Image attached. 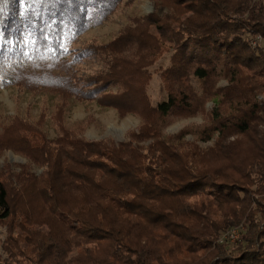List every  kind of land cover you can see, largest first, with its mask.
<instances>
[{
	"label": "trees",
	"instance_id": "trees-1",
	"mask_svg": "<svg viewBox=\"0 0 264 264\" xmlns=\"http://www.w3.org/2000/svg\"><path fill=\"white\" fill-rule=\"evenodd\" d=\"M120 1L1 0L3 80L12 84L16 71L32 67L48 75L42 82L66 85L82 100L65 46ZM152 1L165 15L133 21L116 44L153 45V27L157 41L174 45L162 75L166 100L151 107L141 96L142 105L162 118L211 102L198 139L213 145L200 149L184 132L162 137L146 123L119 144L63 135L19 146L46 169L37 177L23 169L18 190L0 175V264H264V2ZM113 68L104 74L123 78ZM217 77L224 87L215 88ZM190 79L200 83V95Z\"/></svg>",
	"mask_w": 264,
	"mask_h": 264
},
{
	"label": "rangeland",
	"instance_id": "rangeland-1",
	"mask_svg": "<svg viewBox=\"0 0 264 264\" xmlns=\"http://www.w3.org/2000/svg\"><path fill=\"white\" fill-rule=\"evenodd\" d=\"M165 13L166 9L155 7L152 0H121L105 21L89 27L74 43L65 46L66 58L74 60L71 71L76 83L81 85L79 94L82 100L70 97L66 85L60 87L42 82L49 79L48 75L32 71V67L18 71L15 68L13 72L18 73L16 81L9 84L3 80L5 72L0 65V175L8 186L18 190L25 185V179L17 181V175L23 169L22 174L36 177L43 174L46 168L35 162V155L29 156L19 150L22 145H39L37 139L41 138L46 143H54L63 135H71L87 142L119 144L127 142L143 124L150 123L151 127H159L162 137L184 132V140L197 144L200 149L213 145L214 139L207 142L198 139V133L209 121L211 102L198 103L199 107L193 113L173 112L163 119L146 111L142 105L144 98L151 107L166 100L162 75L171 64L174 45L165 39L163 43L157 41L160 37L153 27L149 28V32L155 34L153 45L140 41L124 46L125 38L116 44L118 37H127L124 32L133 27V21L143 20L151 14L162 17ZM2 41L0 30V49ZM113 42V49L109 48L113 51L103 50ZM159 45H162L158 47L160 50L154 52ZM112 64L114 72L123 77L119 76V81V77L104 74ZM123 82L130 87L125 88ZM189 83L195 94L202 93L199 82L190 79ZM213 83L215 88L226 85L222 77H217ZM88 84V88L83 87ZM89 89L93 91L91 97L88 93L83 94ZM111 96L115 98L114 103L119 101L116 107L114 103L103 105ZM141 96H144L143 100ZM152 140L140 142V145L146 147ZM4 237L5 228L0 223V254Z\"/></svg>",
	"mask_w": 264,
	"mask_h": 264
},
{
	"label": "built area",
	"instance_id": "built-area-1",
	"mask_svg": "<svg viewBox=\"0 0 264 264\" xmlns=\"http://www.w3.org/2000/svg\"><path fill=\"white\" fill-rule=\"evenodd\" d=\"M227 237L233 241L237 238V232L235 230H232L227 234Z\"/></svg>",
	"mask_w": 264,
	"mask_h": 264
}]
</instances>
